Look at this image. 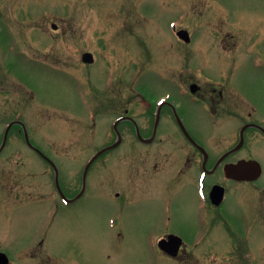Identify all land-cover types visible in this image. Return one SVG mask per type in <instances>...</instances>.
Here are the masks:
<instances>
[{"label":"rangeland","instance_id":"obj_1","mask_svg":"<svg viewBox=\"0 0 264 264\" xmlns=\"http://www.w3.org/2000/svg\"><path fill=\"white\" fill-rule=\"evenodd\" d=\"M191 1L0 0V22L3 27H9L14 41L20 45L18 47L29 55L40 51L54 52L51 58L56 61L49 59V62L59 66L57 69L29 58L22 60L23 56L19 54L4 53L6 66L14 62V74L34 94V100L31 101L29 93L20 86L12 85L0 60V144L6 124L21 116L30 142L59 167L60 185L72 187L74 192L76 186L72 182L76 181L77 173L95 149L110 142L106 138L110 133L108 125L119 115L115 109L100 111L93 130L95 121L89 107L92 105L91 78L93 81L95 77L98 80L106 77L104 65H108V72L113 75L111 105L120 104L117 95L127 82L126 105H153L162 97L174 96L175 80L168 68L175 69L177 79L180 70H186L183 61L187 60L188 47L176 37L174 25L192 32L193 46L189 50L192 48L195 54L191 68L202 64L205 70L212 72L217 69V62L213 53L205 49L206 21L203 23L202 17L236 13L249 20L250 15H264V0ZM193 2L202 17L191 13ZM137 5L143 14L137 13ZM52 23L58 26L57 32L51 31ZM35 31L41 36H36ZM209 31V43L215 49L216 30ZM138 32L144 48L136 57L134 46L129 44ZM1 37L4 48L7 41L10 42V35L4 32ZM84 52L92 53L100 66L82 64ZM206 56L214 62L208 64V69L204 65ZM100 103L102 105L103 100L98 105ZM131 111L136 114L135 109ZM121 128L126 135L123 146L93 164L87 176L85 194L76 203L56 207L43 200L39 205L28 206L24 205L27 198L24 193L0 191V251L12 262L26 264L25 254L20 253L43 241L44 252L53 261L44 253L39 258L53 264H171L169 259L149 250L147 242L152 239L140 235L149 217L142 213L147 203L130 206L116 197L117 194L121 197V173L130 166L138 167V151L144 150L127 125ZM18 129L16 125L11 128L0 154V171L5 175L0 177L1 181L12 184L14 178L10 182L9 173L18 176L16 179L19 180L15 179L17 185L27 187L29 183H37L39 186L44 182L49 185L51 179L40 176L45 163L27 146ZM91 134H95L93 138ZM103 134L105 137L101 139ZM24 173H39V176L20 180ZM258 185L264 186V176ZM67 196L71 197V194L67 193ZM13 203H21L22 207ZM192 203L189 188L177 193L172 201L173 217L189 216ZM233 213L235 217L231 216ZM224 214L228 226H232V222L242 226L248 221L246 207L237 197L227 200ZM110 220L114 223L109 224ZM226 238L218 228L215 235L208 238L182 239L189 246L199 241L201 245L196 249L199 252H213V264H217L219 258L223 259V264H264V233L260 229L247 238L233 241ZM240 240H247V244L238 243ZM199 264H207L204 257L199 258Z\"/></svg>","mask_w":264,"mask_h":264},{"label":"flooded vegetation","instance_id":"obj_2","mask_svg":"<svg viewBox=\"0 0 264 264\" xmlns=\"http://www.w3.org/2000/svg\"><path fill=\"white\" fill-rule=\"evenodd\" d=\"M191 4V13L202 17L203 15L199 16L201 13L195 9L196 2ZM136 8L138 14H143L139 5ZM216 17L208 15L202 18L203 23L206 21L203 35L207 40L205 49L216 57L217 69L211 72L205 70L202 64L201 68L200 66L191 68L190 62L195 53L192 48L189 50V47L193 46V38L192 32L186 29L189 40L187 43L182 42L188 47L186 56L188 61L182 58L186 70L185 72L180 70L177 79L175 69L168 68L171 72L170 76L175 80L174 96L170 95L166 100L169 105H126L128 82L124 83L125 86L117 95L120 104L111 105L113 75L108 72V65L102 66L107 69L106 77L101 80L95 77L93 81L91 78L92 105L89 107L93 122L95 121L92 124L93 130L100 111L103 113L115 109L119 115L108 125L110 133L106 138L110 142L95 149L85 160L81 171L77 173L76 181L72 182V185L76 186L74 192L71 186L67 188L60 185L59 167L56 164L55 168L52 167L33 150L46 165L40 176L49 177L51 183L48 185L44 182L39 186L37 183H29L25 187L21 184L17 185L15 179L18 176L9 173L10 182L13 178L14 182L6 183L1 181L4 178L2 176L5 175L0 171L2 177L0 191L9 194L16 191L17 195L24 193L27 197L24 205L28 206L39 205L43 200L56 207L60 204L76 203L85 194L87 176L93 164L123 146L126 135L121 127L125 124L130 131H133L135 141L144 150L138 151L140 165L130 166L124 174L121 173L123 177L121 197L119 194L116 197L130 206L141 205L144 201L147 203L145 212L142 210V213L149 217L140 235L152 239V242H147L149 250L169 259L171 264H199V258L203 257L207 264H213L211 262L213 252H199L196 250L201 245L199 241L189 246L182 238H208L215 235L218 228L221 230V235L227 237L226 240L229 238L232 241L235 238L250 237L256 229L264 233V198L262 197L264 186L258 185L264 176V15L253 14L249 16V20L236 13H216ZM50 29L52 32H57L58 26L52 23ZM141 29L143 30L142 27ZM209 30H216L215 49H212L209 43ZM4 32L10 35V42L7 41V46L3 48L1 43L4 38L1 36ZM35 32L36 36H41L40 32ZM14 40L15 37L9 27L8 29L3 27L0 22V60L3 68L5 72L7 71V77L11 79L12 85L20 86L24 92H28L32 101L34 94L14 74V62L11 61L6 66L4 53L19 54L23 56L22 60L29 58L30 61L45 63L57 69L59 66L54 64L56 60L51 58L54 52L53 54L49 51H40L29 55L18 47L20 45ZM133 40L129 45L134 46L136 57H139L144 48L141 34L138 32V36ZM49 59L54 62H49ZM205 61L206 67L214 63L208 58ZM97 64L99 65L94 57V62L90 66ZM139 96L145 101L144 97ZM100 100H103L102 105L101 103L98 105ZM98 106H101V109ZM133 109L136 110V114L130 112ZM120 119L116 133L113 124ZM14 121L22 122L21 116H17ZM16 127L24 138L22 128L19 125ZM105 134L101 135V139ZM94 135L91 134V137ZM114 144V148L101 154L91 166L86 168L93 155L102 148ZM258 165L261 172L259 179L249 180L258 169ZM38 174L24 173L20 176V180L38 178ZM56 178L59 188L56 187ZM244 178L245 180H241ZM188 188L193 200L191 214L185 218L173 217L172 201L177 193L185 192ZM67 193L71 194V197H68ZM231 197H237L246 207L248 221L242 226L235 222H232V226L227 225L224 207ZM13 204L22 207L21 203ZM231 216L235 217L236 214L233 213ZM113 223V220L109 221V224ZM172 238H179L180 241L174 243ZM245 242L247 244V240H240L238 243ZM42 253L47 259H51L44 252L43 241L37 246H29L20 255L25 254L26 264H53L49 260L43 261L44 258H39ZM8 259V264H15L14 260L12 262L9 257ZM219 261L217 264L224 263L222 258H219Z\"/></svg>","mask_w":264,"mask_h":264},{"label":"water","instance_id":"obj_3","mask_svg":"<svg viewBox=\"0 0 264 264\" xmlns=\"http://www.w3.org/2000/svg\"><path fill=\"white\" fill-rule=\"evenodd\" d=\"M178 36H179L181 39H183L185 42H188V40H189L188 33H187L186 31H184V30L178 32ZM82 62H83V63H87V64L92 63V62H93V57H92V55H91L90 53H84V54L82 55ZM10 127H11V125L8 127V129H7L6 132H5L4 139H3V143H2V148H3L4 144H5V141H6V138H7V133H8V130H9ZM24 135H25V140H26L27 144H28L31 148H33V149L36 150V148H34V147L30 144V142H29V140H28L27 132H26L25 129H24ZM106 150H107V149H106ZM36 151H37L41 156H43L38 150H36ZM102 152H103V151H102ZM43 157H44V156H43ZM44 158H46V157H44ZM46 159H47V158H46ZM47 160H48V159H47ZM49 162H50V161H49ZM52 165H53V164H52ZM258 176H259V175H257L255 178H257ZM171 240L174 241V243H175L176 241H180L178 238H172ZM7 262H8L7 257H6L4 254L0 253V264H7Z\"/></svg>","mask_w":264,"mask_h":264}]
</instances>
